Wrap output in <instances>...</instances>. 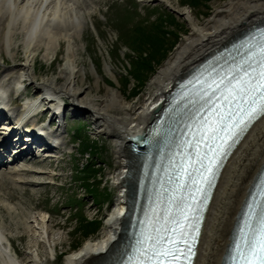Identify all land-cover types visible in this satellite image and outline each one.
<instances>
[{"label":"bare ground","instance_id":"bare-ground-1","mask_svg":"<svg viewBox=\"0 0 264 264\" xmlns=\"http://www.w3.org/2000/svg\"><path fill=\"white\" fill-rule=\"evenodd\" d=\"M150 1L153 0H144ZM91 5L92 0H0V34L3 36L0 48L7 57L1 55L0 50V62L4 65H9L8 59L12 62L0 72V99L7 93L12 94L15 88L20 90L22 85L31 83L37 89L36 96L16 108L15 113L25 111L28 105L33 110L41 106L48 110L73 109L77 115L91 116L97 133L108 136L116 147L119 172L113 184L119 193L102 233L96 239L85 241L78 250L63 255L61 264H106L112 259V248L120 239L128 207L127 189L134 183L130 146L143 138L175 82L186 77L215 50L264 22V0H232L216 10L204 24L189 10L184 11L191 34L150 80L152 94L143 106L136 107L127 102L120 88L110 85L105 95L98 96L103 78L96 71V90L92 84L85 87L87 71L79 65L78 57L83 49L81 41ZM18 36L22 37L19 44ZM62 43L66 55L58 76L39 81L37 55L42 52V59L48 62L57 55ZM20 51L24 55L22 63L17 62ZM105 69L114 74L110 63H105ZM55 118L59 121L60 115L54 114ZM8 120L4 116L0 122V137L7 130ZM32 122H39V117ZM59 122L61 125V120ZM19 144L23 146L21 151L27 146L23 141ZM66 144L63 142V146ZM16 158L15 168L8 172L16 183L41 187L46 184L40 180L43 177L54 181L52 171L19 166L24 159L23 152ZM2 168L6 165H1ZM263 168L264 115L246 133L222 170L205 217L195 264L224 263L239 215ZM2 178L0 175V180ZM4 185L0 181V264H56L57 258L51 260V255H55L65 234L56 233L48 211L32 215L26 206L14 202L11 192L7 193L8 198H2ZM2 211H7L11 224ZM25 236L29 241L22 251L16 246V240L23 243Z\"/></svg>","mask_w":264,"mask_h":264},{"label":"rangeland","instance_id":"rangeland-1","mask_svg":"<svg viewBox=\"0 0 264 264\" xmlns=\"http://www.w3.org/2000/svg\"><path fill=\"white\" fill-rule=\"evenodd\" d=\"M230 1L232 0H92L81 41L83 49L78 57L79 65L84 66L87 71L85 87L92 84L95 91L99 75L103 79L100 81L98 96L105 95L110 85L120 88L127 102L136 107L143 106L152 94L150 80L191 34L183 12L189 10L204 24L216 10ZM5 24L6 21L3 30ZM0 38L2 41V33ZM21 38H16L18 44ZM65 49V44L62 43L57 55L48 62L42 59V52L37 55L39 81L58 76L64 63ZM1 55L6 57L5 51L1 50ZM159 60L161 64L156 63ZM23 61L24 55L20 51L17 62ZM8 62L9 65L0 62V72L9 68L12 62L10 59ZM106 62L111 64L114 74L106 71ZM147 74H150L148 81L142 84V79ZM83 78L80 77V81ZM36 90L31 85L30 96ZM79 116L68 119V134L65 137L69 144L64 160L29 166L32 169L52 171L54 181L43 177L40 180L46 184L41 187L24 186L16 183L8 173L15 165L0 169V175L3 176L0 181L5 184V195L2 198H8L7 193L11 192L14 202L26 206L32 215L42 210L48 211L56 233L65 234L55 255H51V260L57 258L56 264H61L63 255L78 250L88 239L100 236L105 219L112 211L114 199L119 193V189L113 184L114 177L119 172L114 141L97 133L91 116ZM2 213L7 223L11 224L7 211ZM28 241L29 237L25 236L23 243L16 240V246L24 251Z\"/></svg>","mask_w":264,"mask_h":264},{"label":"snow or ice","instance_id":"snow-or-ice-1","mask_svg":"<svg viewBox=\"0 0 264 264\" xmlns=\"http://www.w3.org/2000/svg\"><path fill=\"white\" fill-rule=\"evenodd\" d=\"M252 60H255V54L250 55L248 60L244 61L247 67L238 66L231 77H226L229 80L228 85H226L227 98L235 100L239 97L247 103L248 100L252 99L253 93L259 92L261 103L264 104V45L260 47L258 67H253V64L250 63ZM178 243V240H165L164 237H160L154 241L151 248L146 247L142 255L150 252L151 254L147 256V259L153 264H164V258L169 256L173 261L179 260L183 254L182 250L179 248H176L175 251L172 250V245ZM236 250L238 254L236 264H264V215L260 218V227L256 235L242 241Z\"/></svg>","mask_w":264,"mask_h":264},{"label":"water","instance_id":"water-1","mask_svg":"<svg viewBox=\"0 0 264 264\" xmlns=\"http://www.w3.org/2000/svg\"><path fill=\"white\" fill-rule=\"evenodd\" d=\"M130 193V191H129ZM129 193H128V198H129ZM132 204L133 202H131L129 199H128V207H127V214L124 216V221L122 223V228H121V236H120V239L121 237L123 236V234L125 233L127 227H128V224H129V221H130V216H131V212H132ZM119 241V240H118ZM114 248V247H113ZM112 248V249H113Z\"/></svg>","mask_w":264,"mask_h":264},{"label":"trees","instance_id":"trees-1","mask_svg":"<svg viewBox=\"0 0 264 264\" xmlns=\"http://www.w3.org/2000/svg\"><path fill=\"white\" fill-rule=\"evenodd\" d=\"M156 63L161 64V60L156 61ZM149 76H150V74L145 75V77L142 79V84H144L148 81Z\"/></svg>","mask_w":264,"mask_h":264}]
</instances>
